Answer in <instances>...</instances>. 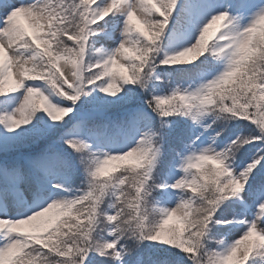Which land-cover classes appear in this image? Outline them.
<instances>
[{
  "label": "rangeland",
  "instance_id": "1",
  "mask_svg": "<svg viewBox=\"0 0 264 264\" xmlns=\"http://www.w3.org/2000/svg\"><path fill=\"white\" fill-rule=\"evenodd\" d=\"M86 1L90 4L97 2V0ZM163 1L101 0L90 9L94 19L92 31L108 30L110 32V37L101 39V45L105 46L104 57L108 71L106 86L111 94V100H115L118 93L127 94L130 91L125 83L121 68L126 64H131L125 50L133 48V41L138 39V33L132 22H148L154 17V11L150 8L149 3L158 2L161 7H164ZM191 3L194 18L192 28L187 32V36L172 35L169 51L195 56L204 47L205 41L212 38L217 30H221L223 33L222 45L225 48L224 63L220 69L202 74L198 83L185 86V92L189 98L199 99L198 119L203 137L192 151L185 152L179 167L168 181V197L160 206L162 214L167 220L162 224L166 227H157L154 214L146 213L149 227L152 228L151 241L153 244L170 251L185 252L187 255L194 252L195 239L201 227L200 216H202V212L208 211L209 204L205 203L202 212L195 213L196 211L191 209V206L196 199V192L190 191L186 196L181 188L186 181L192 179L190 166L200 165L211 157L220 159L215 138L204 119V108L211 103L210 90L224 81H226L224 86L231 87L233 85L231 77L237 64L244 60L248 53L255 56L261 53L260 50L264 48V38L261 37H255V42L250 47V40L254 32L264 24V0H252L245 5L240 10L238 17L232 21L235 26L233 30L229 28L230 26L225 28L227 24H230L228 18L231 13V0H191ZM70 4L73 10L78 8L74 2ZM115 4L114 13L109 20L104 21L106 14L112 11ZM51 6L52 0H16L10 13L9 10L5 11L4 4H0V16L4 19L0 27V79L9 81L15 87L3 107L6 126L3 140L0 141V151H4L7 147L25 148L34 144L43 136L46 126L71 111L69 105L57 98L52 89L44 83H37V74L34 67H31L36 55L31 51L25 35L26 29L20 22V19H23L29 32L38 37L46 34L49 27L58 23L52 13ZM81 18L82 15L77 14V18L75 17L73 20ZM67 43L69 46L55 55L58 57L60 72L68 82L73 83L74 71L79 59L77 52H79L81 43V32L74 28ZM52 53L54 54V52ZM99 78V74L91 75V80L87 81V84L90 83L87 89L101 86ZM59 89L71 94L62 85L59 86ZM226 94L227 90L217 94L214 99L225 98ZM35 97L41 99L46 111V118L41 116L34 101ZM160 97L163 98V95ZM102 100L91 98L89 104L94 106L105 104L106 102ZM138 120L139 133L134 135L124 148L115 146V143H111L110 147H107V141L102 142L97 161L101 162L104 168L116 165L121 158L130 155L141 157L151 152L152 148L148 141L149 124L142 115H139ZM104 148L107 149L102 150ZM43 163L45 164V161ZM234 172V180L242 185L244 171L241 173V170H235ZM199 181L204 184H213L216 187L220 177L217 173L206 171L196 178V182ZM52 183L58 190L51 194L46 202L35 201L31 196L24 199V202L33 199L32 204H35V207L28 213L19 205L14 206L8 201L4 202L7 204V212L0 213V232L2 230L0 233V264H7L12 259L14 264L23 262L35 264L34 261L41 257H55L57 254L59 246H56V240L52 235L40 244L26 243L24 238V235L30 231L42 232L45 226L52 224L54 219L63 217L65 208L70 203V196L64 191V182L58 175L52 178ZM224 183L228 184L226 181ZM124 199L126 203L127 197ZM175 219L187 221V224L193 229L192 238L187 237L184 239L185 242L183 241L182 238L185 235L182 230L185 226L173 227L170 222ZM252 233L258 234L259 240L263 243L262 248L250 237ZM249 250L256 251V255L249 256ZM222 251L226 261L229 262L264 264L263 260L253 259L264 254V191L248 200L247 214L243 216L237 228L224 238ZM23 257L25 261L21 259ZM213 260V258H207L206 264H215L212 262Z\"/></svg>",
  "mask_w": 264,
  "mask_h": 264
},
{
  "label": "trees",
  "instance_id": "2",
  "mask_svg": "<svg viewBox=\"0 0 264 264\" xmlns=\"http://www.w3.org/2000/svg\"><path fill=\"white\" fill-rule=\"evenodd\" d=\"M71 2L78 6L76 10L71 8ZM181 2L182 0H175V2L164 0L165 6L161 7V13L156 12L148 22L133 23V27L138 33V39L133 41L134 47L129 48L125 53L131 64H128V68L122 70V74L128 81L127 83L134 87L133 93L129 97L119 94L115 100H111L109 96L104 98L103 92H100L99 88L89 87L74 110L73 116L76 118L82 112L92 113L94 116L98 110L118 111L131 106L147 107L155 116L153 129L156 138L153 143L157 146V150L149 158L130 160L123 163L125 165H122L120 170L116 169V173L111 174L109 172L104 179L97 177L93 180L89 188L92 193L89 195L88 202L80 209L78 207L67 211L65 219H60L56 227L51 229L50 235L56 240V246H59L55 259H52L54 260L53 264L109 263L113 248L108 243V223L105 212L110 202L108 196L109 182L114 181L111 178L121 179L122 188L125 190V195H121L123 198H120L114 205L115 217L112 224V235L118 243L117 246L122 248L128 261L138 258V261L141 262L139 264H163L169 262L166 259L169 258L178 260L180 264H206L207 258H213L212 262L215 264H225L220 262L221 260L215 248L220 237L229 230L232 224L230 219L233 218L232 210L237 209V206L233 207L227 196L231 194V190L235 192L236 188L224 183L228 179L224 168L210 166L197 175L198 177L206 171L217 173L220 181H218L216 187L213 184H204L199 181L196 182L197 184L192 185L195 190L191 188L187 190V193L190 191L196 192V199L191 206V209L196 211L195 213L202 212L205 203L209 204L208 211L206 213L202 212V216H200L202 220L201 227L195 239L193 253L187 255L185 252L179 253L155 246L151 241L152 228L149 227V220L146 218L147 212L152 214L156 212L155 207L158 200L161 199L158 195V187L161 186L163 177L175 164L178 150L187 141V135L183 132V129H189V116L186 114L185 109L180 108L179 105L176 109L171 110L168 106L157 107L156 100H152V97L145 92L153 73H156V75L160 73L161 80L170 84L186 81L187 78L193 76V67L187 68L188 71H186L184 65L173 64L170 59H165L161 53L166 31L180 19ZM89 5L90 3H87L86 0H52V13L58 23L54 24L50 30L49 39L46 42L47 52L44 53L43 59L34 64L37 71V80H43L41 73L47 72V70L55 74L52 66L53 56L69 46L67 41L74 28L81 32V43L79 52H77L80 65L83 68L85 65L90 64V67L87 68L92 73L88 74V81L91 80L93 74H99V79L102 78L101 70L103 66L91 69L94 61L92 52L90 50L85 51L86 19H84V15L86 18L89 17L90 12L88 10L91 9L93 4ZM77 14L82 15V18L73 20V18H77ZM260 37L264 38V34ZM260 52L255 56L251 54L239 66L231 87L223 86L212 94L215 97L227 90L226 97L219 100L214 99L209 108L210 113L216 116L220 129L226 130L224 127L227 124L232 126L233 123L238 124L239 129H243L240 132L243 139L236 143L235 151L229 154L230 159L226 156L227 161L242 158L244 153L242 145L248 144L252 140L262 141L261 155L264 156V48ZM85 54L86 57L83 59ZM127 71L130 75L126 74ZM129 77L132 80L131 78L129 80ZM83 84L85 85V81ZM87 86H90V83ZM91 98L100 100L104 98L102 101L106 103L94 106L89 104ZM95 117L98 118L99 116ZM56 141V135L48 133L47 136L40 137L34 144L26 146L23 151L38 146L41 150H44L54 145ZM64 143H67V141ZM55 146L61 147L65 152L70 148L69 145H60V143L55 144ZM51 152L52 157L60 154V151L53 150V148ZM76 152L78 153V155L76 154L78 163L73 165L75 176L73 181L76 179L77 182H81L84 177V154L87 152L79 146H77ZM151 161L152 164H150ZM135 165H140V167L138 168ZM262 168L255 170L252 178L253 182L259 181ZM95 176L98 175L93 174L90 177ZM246 183L249 191L252 192L253 185L249 172L246 173ZM128 186L131 187L130 190ZM225 189H228L227 193ZM139 191H142V193H139ZM125 197H127L126 203L124 202ZM154 216L156 217L155 225L157 227H166L162 224V221L159 222L155 214ZM183 225L185 226L182 230L185 235L182 238L184 241L187 237H193V229L190 228L187 221L183 220L181 224H173L172 226L181 228ZM255 255L256 253L253 252L250 256ZM21 259L25 261L24 257ZM21 264L28 263L23 262Z\"/></svg>",
  "mask_w": 264,
  "mask_h": 264
}]
</instances>
